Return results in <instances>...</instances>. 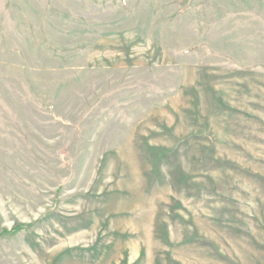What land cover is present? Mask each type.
I'll return each mask as SVG.
<instances>
[{"label": "rangeland", "instance_id": "obj_1", "mask_svg": "<svg viewBox=\"0 0 264 264\" xmlns=\"http://www.w3.org/2000/svg\"><path fill=\"white\" fill-rule=\"evenodd\" d=\"M0 264H264V0H0Z\"/></svg>", "mask_w": 264, "mask_h": 264}, {"label": "trees", "instance_id": "obj_2", "mask_svg": "<svg viewBox=\"0 0 264 264\" xmlns=\"http://www.w3.org/2000/svg\"><path fill=\"white\" fill-rule=\"evenodd\" d=\"M23 225H15L13 226L12 228L10 229H4L1 231L0 234H11V233H14L16 232L18 229H20Z\"/></svg>", "mask_w": 264, "mask_h": 264}]
</instances>
